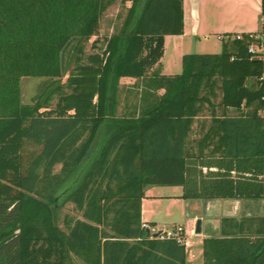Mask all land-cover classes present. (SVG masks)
Listing matches in <instances>:
<instances>
[{"label": "trees", "instance_id": "trees-1", "mask_svg": "<svg viewBox=\"0 0 264 264\" xmlns=\"http://www.w3.org/2000/svg\"><path fill=\"white\" fill-rule=\"evenodd\" d=\"M115 1L0 0V264H72L71 253L85 264H184V244L150 239L141 228L145 187L181 186L183 199L264 201V64L249 51L262 47L264 32L225 34L218 54H185L181 73L163 76L154 67L164 37L183 33L182 0H120L119 29L82 63L84 43ZM73 39L75 67L61 85L70 92L54 109L47 99L23 105L21 78L59 80L61 52ZM124 77L150 92L133 116L118 118L115 88ZM205 105L212 118L202 141L213 148L197 154L185 145ZM100 131L104 140L88 159ZM25 141L40 152L23 163ZM56 162L66 178H51L58 182L49 199L75 180L63 192L91 222L77 220L67 233L33 196L40 168ZM260 223L205 239L203 263L264 264V217Z\"/></svg>", "mask_w": 264, "mask_h": 264}, {"label": "crops", "instance_id": "crops-1", "mask_svg": "<svg viewBox=\"0 0 264 264\" xmlns=\"http://www.w3.org/2000/svg\"><path fill=\"white\" fill-rule=\"evenodd\" d=\"M262 0H183V33L181 35H166L164 37L163 56L157 69L163 76H173L181 73V58L189 54L185 43H193L200 48V33L203 41L210 37L225 34H255L260 33L257 25L261 13ZM263 31L264 32V26ZM264 36V35H263ZM200 37V36H199ZM219 39V38H218ZM263 44L257 52L262 56L264 64ZM172 46L179 61V66L173 70L164 64L166 49ZM204 45V50L194 54H218L220 45L213 50ZM152 69V70H154ZM139 80L135 78H120L119 82L134 85ZM123 82V83H122ZM142 83L141 81H139ZM163 90L157 92L161 95ZM141 100V98H140ZM140 101L136 107L138 106ZM217 115L219 113L217 112ZM210 108L205 105L191 126L186 139V150L197 154H208L213 142H203L211 121ZM200 168V164H199ZM213 171V169H210ZM206 172V168L202 169ZM181 186H147L140 202L141 223L149 226L146 234L150 239L153 235L182 227L184 231V264L203 263V241L209 238H228L240 231L255 230L261 226L260 219L264 217V201L262 199H183ZM200 221V234H195L196 221ZM184 222V226L182 223Z\"/></svg>", "mask_w": 264, "mask_h": 264}, {"label": "rangeland", "instance_id": "rangeland-1", "mask_svg": "<svg viewBox=\"0 0 264 264\" xmlns=\"http://www.w3.org/2000/svg\"><path fill=\"white\" fill-rule=\"evenodd\" d=\"M129 4H126L128 6ZM182 11H183V0H182ZM125 14V9L121 7L120 0H116L113 4L108 6L103 12L96 32V36L90 38V40L83 45V58L82 63H87L86 57L88 55L100 54L106 45V40L120 27L122 19L118 18L123 17ZM259 19H257V25L260 32L263 31L264 26V0H262L261 13H259ZM203 33H200L198 38L200 39V48L198 49L195 44L185 43V50L189 54H194L198 50H204V45L209 49L214 48L215 45H220V40L216 35L210 37L207 42H204L202 39ZM76 42L75 39L70 41L61 52V63L63 76L59 80H53L49 78H28L23 77L20 80V102L30 108L34 107L36 104H44V101L47 99L46 107L48 109H54L56 104L59 101V98L62 94H67L70 91L62 87L61 85L65 83V80L68 76V71H72L75 67L74 58L76 56ZM172 47V46H171ZM170 46L166 49V55L164 58V64L173 70L174 67L179 66V61L174 53V49ZM205 47V48H206ZM253 48L256 49L253 44ZM123 83V82H122ZM60 88L56 89V87ZM150 92V88L139 81L135 82L134 85H126L125 83L121 84L118 81V84L115 88V117H123L134 115L137 112L135 105L140 101L141 97H144ZM42 111V109L40 110ZM203 112V110H202ZM82 139L87 137V133L83 134ZM104 134L100 131L96 137V141L93 147L90 149L88 159H92L91 156H94L97 153L99 144L104 140ZM40 152V148L33 145L30 142L25 141L23 143V149L21 151L23 163L30 158L36 156ZM48 174V175H47ZM65 172H62V162H56L50 169H45L41 167L39 170V175L41 177L40 183L36 192L33 194L38 200L47 203L51 210L53 217V222L57 228L67 233L69 229L74 226V223L79 221L89 222L84 217V211L78 209L74 203L66 199V194L63 192L65 188L69 189L73 186L75 180L70 179L69 181L64 182L62 187H60L54 194V201L51 202L49 199L50 193L55 186V183L58 182L52 181V177H59L61 181L65 180ZM44 175H47L44 177ZM56 181V182H55ZM52 182V183H51ZM52 184L48 187V184ZM61 191V192H60ZM184 226V222L182 223ZM101 229L109 232L107 227H100ZM171 230V229H169ZM72 264H85V261L82 257L71 253Z\"/></svg>", "mask_w": 264, "mask_h": 264}, {"label": "built area", "instance_id": "built-area-1", "mask_svg": "<svg viewBox=\"0 0 264 264\" xmlns=\"http://www.w3.org/2000/svg\"><path fill=\"white\" fill-rule=\"evenodd\" d=\"M218 38H219V40H221L223 37L220 36ZM255 47H256V49L253 48V44L250 45L249 51L252 52V53L257 52L258 47L256 45H255ZM259 116L262 119H264V108L259 111ZM141 228L142 229H147L148 231L150 229L149 226L146 223H141ZM183 233H184L183 228L182 227H177V228H174V229L169 230V231H165V232H162V233H158L156 238H158L160 240H164V239H174L178 243L183 244V243H185V241H184V234Z\"/></svg>", "mask_w": 264, "mask_h": 264}, {"label": "water", "instance_id": "water-1", "mask_svg": "<svg viewBox=\"0 0 264 264\" xmlns=\"http://www.w3.org/2000/svg\"><path fill=\"white\" fill-rule=\"evenodd\" d=\"M201 233V229H200V221H196V225H195V234H200ZM157 234L153 235V238H156Z\"/></svg>", "mask_w": 264, "mask_h": 264}]
</instances>
